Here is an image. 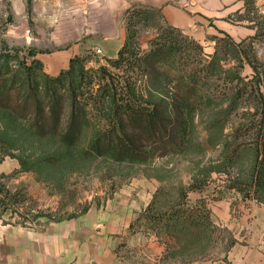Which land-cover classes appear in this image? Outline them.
Here are the masks:
<instances>
[{
    "label": "rangeland",
    "instance_id": "rangeland-1",
    "mask_svg": "<svg viewBox=\"0 0 264 264\" xmlns=\"http://www.w3.org/2000/svg\"><path fill=\"white\" fill-rule=\"evenodd\" d=\"M207 1L212 8L200 7L193 33L169 25L160 10L131 6L130 21L127 11L118 17L127 44L124 57L129 61L117 67L109 59L118 57L97 53L100 38L118 31L110 24L108 2L0 0V103L6 106L0 107V196L5 202L0 212L5 224L44 226L101 213L116 193L143 179L156 181L157 191L150 204L154 202L160 210L177 204L190 185L214 193L234 188L240 197L264 203V167L256 132L264 97L249 83L255 73L248 63L255 58L264 70V0ZM166 33L181 40L180 46L186 45L191 57L146 67L144 56L166 40H162ZM88 42L91 48L81 55L87 57L85 81L76 75L78 65L76 74H65L70 67L57 75L46 71L42 59L71 44ZM186 54L178 50L176 55L163 56ZM191 68L200 80L197 91L202 97L189 116L190 134L183 152L143 163L118 162L111 155H85L96 136L110 125L111 98L116 90L121 92L131 83L139 102L150 100L149 94L151 100L171 96L181 85L182 74ZM60 74L61 82L49 83V78ZM237 76L243 84L237 85ZM262 76L264 79V73ZM48 85L65 98L77 95L86 112L83 132L74 146L58 137H37L29 127L33 111L24 110V101L32 89L44 97ZM238 88L247 89L234 103ZM10 107L28 117H17ZM69 113L68 99L64 126ZM184 197L192 210L203 199L198 191H188ZM150 204L132 224L135 242L127 237L120 241L119 264L217 260L228 249V234L214 225L188 229L179 239L158 238L142 218ZM177 231L171 230V234ZM151 236L164 244L162 253L157 245L149 244Z\"/></svg>",
    "mask_w": 264,
    "mask_h": 264
},
{
    "label": "crops",
    "instance_id": "crops-1",
    "mask_svg": "<svg viewBox=\"0 0 264 264\" xmlns=\"http://www.w3.org/2000/svg\"><path fill=\"white\" fill-rule=\"evenodd\" d=\"M103 2H108L111 11L110 24L118 29L112 36L103 35L98 42L102 56L108 58L119 56L125 36L119 29L118 17L133 5L160 10L169 25L190 33L201 15L200 7L212 8L207 0H99V4ZM86 48H91L89 42L71 44L41 61L50 75H57L68 69L71 60L81 56ZM156 185V181L147 179L133 182L116 193L101 213L44 226L5 224L0 212V264H119L120 241L127 237L132 244L135 242L132 224L150 204ZM222 189L220 193L203 190V199L199 198L211 210L212 224L228 234V249L220 259L185 264H264V203L242 198L234 188ZM149 241L157 245L159 253L165 250L164 244L152 236Z\"/></svg>",
    "mask_w": 264,
    "mask_h": 264
},
{
    "label": "trees",
    "instance_id": "trees-1",
    "mask_svg": "<svg viewBox=\"0 0 264 264\" xmlns=\"http://www.w3.org/2000/svg\"><path fill=\"white\" fill-rule=\"evenodd\" d=\"M153 10L156 11V9ZM126 14L130 21L131 8L127 10ZM167 35L162 38V40H166H163L164 42L158 48L152 49L144 56L146 67L157 68L171 60L177 62L178 58L182 59L184 57L186 61L191 57V51L186 45L180 46L181 40H177L169 36V34ZM237 45L235 46L238 47ZM126 46L127 44L123 45L118 58L109 59L113 65H117L118 67L120 64L129 61L128 58L124 57L126 55ZM198 48L202 49L201 46H198ZM178 50L184 52V54H188L186 56H163L171 55L173 52L176 55ZM245 53L247 55L246 51ZM254 59L248 60L255 73L252 81L249 83L264 97V93L262 92L264 83L262 74L264 70L263 68H259L261 67L260 65H256L257 62ZM86 60L87 57H74L70 62V68L65 74H72L73 72L76 74L75 65H78L76 75L85 81L87 79L84 65ZM214 62L211 63L212 67L215 66H213ZM193 72L196 73L193 68L187 69L182 74L183 76H181L180 80L182 83L178 90L171 94V96L169 94L167 96L163 95L162 98H158L157 100H151L153 97L152 94H149L150 100L139 102L136 98V89L131 83L124 86L125 89L120 90L121 92L116 90V94L114 92V96L111 98L110 125L105 131L100 132L96 136L86 150L85 155L87 157L111 155L118 162L143 163L155 157L183 152L189 140V116L192 115V112L199 105L202 97V94L197 91L200 80L196 79V74L192 75ZM236 78L240 81L237 85L244 83V80L240 76ZM62 79L63 74H60L56 78H49L48 81L49 83L53 82V84H56L61 82ZM52 85H48L49 87L46 93H44L45 96H42V98L40 92L33 89L27 95V100L24 101L26 105L24 110L33 111V119L28 121L29 127L37 137H58L62 143L74 146L79 141L83 132L87 118L86 112L82 111L77 95L65 98L64 94L60 90L55 89L54 86L52 87ZM244 87H246V84ZM238 89L239 91L235 95L234 103L244 96V91L247 88ZM118 94H120L119 97H117ZM68 99L70 100V113L64 126L63 120L66 114V102ZM4 107L2 106V108ZM10 108L17 117H28L25 114L21 115L18 113L15 108ZM259 120L260 123L256 128V132L257 138L261 141L262 159L260 160V164L264 167V103L260 108ZM203 190L202 186L190 185L183 192V197L180 201L166 210L155 208L153 206L154 202H152L148 209L143 212L142 218L149 223V228L154 231V234L158 238L176 237L179 239L181 238L180 235L188 229L211 228L213 226L211 210L207 207L206 203L204 201L198 202V206L195 210H192V204L187 201V197H184L188 191L202 192ZM4 204L5 202L0 196V206L2 207ZM171 230L173 232L178 230V234H176L177 232L175 233L176 235L171 234Z\"/></svg>",
    "mask_w": 264,
    "mask_h": 264
},
{
    "label": "built area",
    "instance_id": "built-area-1",
    "mask_svg": "<svg viewBox=\"0 0 264 264\" xmlns=\"http://www.w3.org/2000/svg\"><path fill=\"white\" fill-rule=\"evenodd\" d=\"M97 53L99 54V55H102V51L101 50H97Z\"/></svg>",
    "mask_w": 264,
    "mask_h": 264
}]
</instances>
